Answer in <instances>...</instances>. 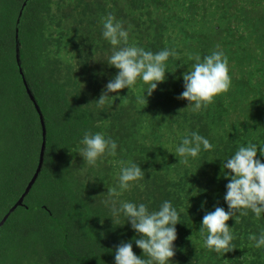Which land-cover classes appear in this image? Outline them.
Listing matches in <instances>:
<instances>
[{"label":"trees","instance_id":"trees-1","mask_svg":"<svg viewBox=\"0 0 264 264\" xmlns=\"http://www.w3.org/2000/svg\"><path fill=\"white\" fill-rule=\"evenodd\" d=\"M25 1L0 0V223L7 217L0 264H115L122 241L142 256L126 217L113 223L103 203L108 187L119 190L121 162L140 165L145 175L119 201L158 210L168 200L180 213L170 264H264V247L248 239L264 231V213L257 218L249 210L237 213L239 223L227 222L235 249L224 256L207 249L199 231L206 211L228 210L222 161L249 141L264 146V0H30L18 25ZM108 14L128 31L129 44L176 52L166 62V80L144 104L137 96L148 85L138 80L97 105L118 72L106 62ZM217 45L228 58L231 87L194 112L177 99L183 73L192 57ZM21 70L42 111L47 146L38 178L11 212L37 169L43 140ZM89 131L117 143L116 154L96 166L78 153ZM192 132L214 147L180 163L174 151ZM257 157L264 162L259 150Z\"/></svg>","mask_w":264,"mask_h":264},{"label":"clouds","instance_id":"clouds-1","mask_svg":"<svg viewBox=\"0 0 264 264\" xmlns=\"http://www.w3.org/2000/svg\"><path fill=\"white\" fill-rule=\"evenodd\" d=\"M102 24V36L112 45L106 62L118 72L106 84L96 100L97 105L103 107L109 93H118L124 88L132 90L138 80L148 85L144 95L137 96V102L144 104L147 102L146 94L151 96L158 84L166 80V62L170 56L176 55L175 50L165 48L154 53L129 44L128 31L112 14L104 17ZM219 48L217 45V50L203 58L199 55L192 57L195 62L191 69L183 73L185 90L177 99H186L189 102L187 107L194 112L213 103L215 97L231 87L228 58ZM81 143L83 147L78 153L89 166H96L105 154H116V141L100 132H85ZM213 147L207 138L192 132L182 139L174 153L180 163L187 164L189 157L196 158L201 150L209 151ZM258 150L264 155V146L258 147L249 141L247 146L240 145L230 158L222 161V169L226 170L223 176L229 178L224 195L228 210L216 205L214 211H206L199 228L204 246L223 256L235 249L232 243L234 235L227 222L235 217L236 223H239L237 213L247 215L249 210L257 218L264 213V162L257 157ZM121 164L119 190L108 187V198L103 203L110 208L113 223L121 214L126 217L137 234L133 240L142 249L143 255L138 256L134 252L131 241H122L115 247V264H170L175 256L174 241L177 239L176 225L181 222L180 213L168 200L163 201L158 210H150L144 203L119 201L122 192L129 190L132 182L143 179L145 175L136 163ZM248 239L254 242L256 248L264 247V231L258 236L250 234Z\"/></svg>","mask_w":264,"mask_h":264},{"label":"water","instance_id":"water-1","mask_svg":"<svg viewBox=\"0 0 264 264\" xmlns=\"http://www.w3.org/2000/svg\"><path fill=\"white\" fill-rule=\"evenodd\" d=\"M30 2V0H26L24 5H23V8L21 10V13H20V16L18 18V25H20V22H21V19H22V16L24 14V10L26 8V6L28 5V3ZM17 39H18V48H17V58L20 62V53H19V30H18V34H17ZM21 73H22V76H23V80L25 82V85H26V88H27V92L29 93L30 97L32 98L34 104H35V107L37 109V111L39 112L40 114V118H41V123H42V127H43V140H42V145H41V151H40V157H39V163H38V166H37V169L31 179V181L29 182L25 192L23 193V195L21 196L20 200L17 202V204L15 205V207H13L11 209V212L22 202V200L26 197V195L28 194V192L30 191L31 187L33 186V184L35 183L36 179L38 178L40 172H41V169H42V166H43V163H44V158H45V152H46V146H47V131H46V126H45V122H44V117L42 115V111L38 105V102L37 100L35 99V97L33 96L32 92H31V89L27 83V80H26V77L23 75V70H21ZM7 218V217H6ZM6 218L3 219V221L0 223V225H2Z\"/></svg>","mask_w":264,"mask_h":264}]
</instances>
